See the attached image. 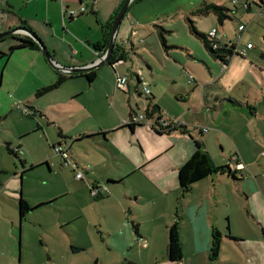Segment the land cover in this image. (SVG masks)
I'll return each mask as SVG.
<instances>
[{
    "label": "rangeland",
    "instance_id": "obj_1",
    "mask_svg": "<svg viewBox=\"0 0 264 264\" xmlns=\"http://www.w3.org/2000/svg\"><path fill=\"white\" fill-rule=\"evenodd\" d=\"M242 2L243 0L239 3L234 0L226 3L232 11L230 15L247 25L242 37L238 32L236 19L226 20L223 26L212 14L201 18L196 16L195 20L190 17V20L195 22L194 25L199 32L206 35L218 30L216 38H221L222 42L229 46L235 44L241 52L246 51L248 62L253 60L263 64L264 15L259 14L254 6L253 13L248 14ZM166 29L170 33L162 35L165 37L167 47L161 45L156 33L150 34L151 32L146 30L140 36L131 38L134 48L130 60L118 65L116 70L107 66L114 80L115 90L112 97L107 99L108 103H102V115H96L97 104L87 103L89 94L74 98L81 94L78 91L75 95L57 96L60 90L38 99L36 105L44 111L46 118L26 115L24 107L22 108L25 98L33 96L35 92L48 85L49 66L53 71L55 69L49 63L43 62V54L40 53L37 55L43 65L40 61L37 66L34 61L25 59L26 55L32 53H18L9 61L0 59V114L4 115L0 120V170L8 173L9 179L12 180L11 187L4 193V199L0 197V203L6 202L0 214L8 223L4 230H0V241L3 243L0 264H171L162 248L163 244L166 246L169 241L167 224L176 219V209L179 206L176 192L150 184L144 178L149 173L147 170L128 178L126 190L123 187L109 192L101 181L102 177L111 175L116 178L115 182H119V176L126 173L118 166L126 165L123 168L127 169L130 167L128 160L118 154L116 157V160H120L118 163L114 160L112 147L108 149L91 141H83L70 148L72 142L58 136L60 129L65 136L74 135L82 130L87 133L88 128L104 129L111 121L123 124L130 114L136 113L138 116L143 114L147 101L145 96L138 97L135 90L136 77L132 74L133 71L129 72L136 71L135 65L141 66L143 71L141 78L146 80L143 86L152 87L156 104L164 110L166 117L179 124L187 123L189 126L194 124L197 128H193L192 135L195 137L198 136V128L206 127L207 119L211 122L215 115L209 109L201 108L203 91L226 98L230 96L242 102H246L251 92L254 100L250 101L256 105L260 103L264 107V79L260 74H256L254 66L247 61L242 62L255 74L260 85L248 74H245L242 80L248 81L251 87L241 80L227 83L232 77H222L223 68L220 60L215 59L205 48L204 43L191 33L189 19L169 24ZM142 38L148 40L151 51L144 43L142 44ZM6 39L12 38H5L0 43L7 41ZM249 43L254 47L253 50H247ZM3 48L6 51L8 46L4 45ZM156 54L160 55L161 61L157 59ZM163 56H169L170 65L163 60ZM149 58L155 63L153 72L147 69L144 62ZM123 77H127L129 82V91L127 87L125 93L117 87L118 80ZM166 78H172L175 82ZM74 83L76 82H70L63 87L66 89L68 85ZM86 85L88 87L86 93L92 90L97 94L94 87L87 83ZM179 99H189L188 107ZM214 104L211 103L209 107L213 108ZM27 107L33 112L29 109L30 106ZM194 108L198 111L194 112ZM246 111L249 115V111ZM38 124L41 130L36 132ZM27 125L32 128L28 133H16L19 126L24 130ZM246 127L248 129V126ZM259 127L262 130L259 137L253 138L256 146L254 162L261 172L264 185V124H260ZM243 135L237 137L241 142L240 148L249 151L250 143L246 140L252 136L247 135V138L245 133ZM49 136L55 138V146L61 143L62 153L68 151L66 158L63 159L58 152L52 150ZM144 137L146 138L145 135ZM10 138L13 145H21L20 158L8 153L7 144L10 141L7 140ZM203 140L204 151L215 159L216 167H220L218 165L221 161H224L225 165L232 163L221 154L220 144L212 135L204 132ZM126 143L127 134L126 131H122L111 139L109 146L118 144L121 150L129 155L130 150ZM172 144L174 148L166 157L181 159L184 156V146L189 147V144L183 136L178 135L172 137ZM128 145L135 149L129 143ZM138 150L140 151L139 148ZM227 153L228 146L225 150V154ZM247 155L251 156V153L247 152ZM45 159L47 162L41 163V160ZM164 163L161 162L155 167L159 168ZM202 183L197 187H203ZM136 190L143 193L135 197L137 193L133 192L132 199H128L126 192ZM194 193L199 196L198 191ZM20 197L32 208L21 220ZM9 214H14L13 220H9ZM134 226L138 227L140 235L144 236L142 241L140 235L136 234L138 230L136 231ZM118 229L122 239L125 237L133 239L130 247L122 253L110 248V240H114L112 232ZM258 229L257 234L264 243L262 228ZM245 231L246 234L250 232L247 228ZM2 235L4 239H1ZM77 247L83 250H73ZM227 256L229 255H225ZM193 264L205 263L197 259Z\"/></svg>",
    "mask_w": 264,
    "mask_h": 264
},
{
    "label": "crops",
    "instance_id": "obj_2",
    "mask_svg": "<svg viewBox=\"0 0 264 264\" xmlns=\"http://www.w3.org/2000/svg\"><path fill=\"white\" fill-rule=\"evenodd\" d=\"M125 1L126 0H0V34L16 29L17 27H27L44 41L45 45L58 63L68 67L85 66L92 61L97 60L98 56H101L104 53L102 48L97 50L94 46L100 43L103 45V49L107 48L104 47V45L107 43V40L110 39L111 32L109 30V25L111 24L112 19L116 17L115 13L119 11ZM231 1L234 0H134L119 29L117 48H126V51L128 52L130 48L128 43H132L131 38L138 35L140 36V34L146 30L151 32L150 34L156 33L160 39L161 33H170L166 29L169 24L173 25L177 22H182L185 18L190 19V17L195 20L196 16H193L191 13L203 3H214L219 6H225L229 9L230 6L226 3ZM236 1L239 3L241 0ZM248 1L252 3L254 9H256L259 14L264 15V9L258 8L256 5L257 3L259 4V0H243L242 3L244 7ZM259 5L262 6L261 4ZM81 6L86 7L87 11L76 18H70L68 11L77 10ZM253 6L249 8L250 12H247L248 14L253 13ZM245 10L247 11L248 9ZM199 17L201 18L203 16ZM231 17L233 19V16ZM215 18L217 20L216 16ZM224 23L220 25L223 26ZM240 23L244 24L242 20H240ZM245 26V31L241 33V37L247 30V25L245 24ZM237 28H239L238 25ZM14 35L26 36L21 32ZM217 39L221 43L226 44V42H222L221 38ZM6 40L7 41L0 43V59H8L9 61L18 53H32V55H26L25 59L34 61L35 66L39 65L41 60L37 53H40L41 55L43 54L40 49L26 47L15 50L10 53L8 57H2L1 53H8L12 46L18 44L14 39ZM141 42L142 44L144 43L150 51L152 50L146 38ZM4 45L8 46L6 51L3 48ZM131 48L133 50L134 44H132ZM249 49L253 50L254 47L252 46V48ZM156 55L157 59L161 61L160 55ZM42 57L43 62L48 64L44 54ZM262 57L264 58V55ZM130 59L131 55L130 58H127V61ZM169 59V56H163V60L168 65L171 64V60ZM247 59L248 55L245 58L233 57L227 66L220 61L223 68L221 73L222 77H232L227 83L235 81L239 82L241 80L250 86L248 81L242 80L244 75L248 74L260 85L255 74L248 69L245 64H242V62H248ZM174 61L177 62L176 59H174ZM144 62L147 65V69L152 71L155 63L150 58ZM248 63L254 66L257 71L256 74H260L261 78L264 79V60L263 64H259L253 60ZM41 65H43L42 61ZM107 66L108 65H103L96 69L95 78L92 81L87 78V73L91 71L67 74L57 70L53 71L49 66V84L45 85L44 88L53 85L59 74L67 76L68 79L59 88L45 93L43 96L57 90L61 91L57 96H62L63 94L75 95V93L80 91L81 94L74 98L89 94L87 103L94 102L97 104L98 111L96 115H102V103L107 104V99L112 97L115 90L114 80L111 77V72H108ZM135 67L136 71L129 70V72L133 71L132 74L136 77L135 90L138 97L141 98L143 96L141 93V87H143V83L146 80L141 78L143 75V71L140 68L141 66L135 65ZM139 79L141 81L140 83ZM166 79L168 80L169 78ZM169 80L173 83L175 82L172 78ZM70 82L76 83L68 85L66 89H64L63 86ZM86 83L90 87H94L97 94H94L92 90L86 93V89L88 88ZM127 86L129 91L128 80ZM147 87L150 88L154 99L153 102L156 104V96L152 87H150V85ZM37 92H35L33 96L29 95L25 98L22 103V108L30 106L31 108L29 107V109L35 113V116L33 117L39 115L40 118H46L44 111L36 105L38 99L43 97L37 96ZM123 92L125 93V91ZM246 99V102H242L231 98L230 96L226 98L217 94L204 93L203 91L201 96L203 107L201 108H207L210 112L215 113V115L213 121L210 122V120L207 119L206 127L198 128L197 137L192 135V131H194L193 128L197 127L194 126V124L189 126L187 123H180V125H183V128L178 129L169 135H158L151 131L146 125L137 126L131 129L125 125L129 122L133 114H130L123 124H115V122L111 121L109 126L104 129L88 128L87 133L82 130V132H77L74 135L70 134V136H65L60 129L59 134L61 133L62 136H59V134L58 136L62 139L70 140L72 142L70 148L80 142L91 141L102 147H107L108 149L112 147L114 153L112 150L111 152L114 154V160H116L118 154L124 156L128 160L130 167L127 169L123 168L126 165L118 166L123 173H126L119 176V182H115L114 179L116 178L111 175L102 177L101 181L104 185L107 184V181H111L106 187L109 192H113V190L123 187L126 190V188H128L126 180L146 170L149 173L144 178L147 179L150 184H153L160 189H169L174 193L176 192L177 202L179 203V206L176 209V219L167 224V231L174 223H178L179 227L183 259L176 264H186L187 262L193 264L197 259L202 260L205 264H264V243L261 237L257 234L259 231L258 228H262L264 233V185L261 180V172L258 170L256 163L254 162L256 146L253 141V138H258L262 131L259 126L262 123L264 124V107L260 103L256 105L250 101L254 100V96L251 92ZM146 101L144 111L148 106L147 98ZM179 101L186 104L187 107L190 103L189 99H179ZM211 103H215L213 108L209 107ZM159 108L163 117L167 121L174 122L166 117L164 110L160 106ZM193 110L194 112L198 111L197 108H194ZM246 110L249 111V115ZM136 115L137 114L135 113L133 116ZM104 116L106 115L104 114ZM3 118L4 115L0 114V120ZM246 126H248V129ZM37 127V130H35L36 132L41 130L40 124H38ZM31 129L30 125H27L24 130L19 126L16 129V133H28ZM246 129L248 132H246ZM122 131H126L128 143L132 147H135V149H133L128 143H126L130 150L129 155L121 150L122 148L118 144L109 146L111 139ZM182 132L186 133L182 134ZM204 132H208L209 135H212V137L217 140L220 144L221 154L232 162L231 164L225 165V162L221 161L218 165L220 167L229 166L232 175L219 173L213 174L196 182L191 191L182 196L178 178V169L189 159V155L192 156L195 152V140L201 141L205 146L203 140ZM243 133L246 134V137L247 135L252 136V138L247 137L248 139L246 140L250 143L249 151L240 148L241 142L237 137H243ZM100 134H104V136H100ZM175 135L183 136L190 147L189 148L188 145L184 146V156L181 159H171L170 156L166 157L170 150L174 148L172 137ZM48 140L51 143L50 145L53 150L56 140L51 136H49ZM7 141H10L9 143L14 149H20L19 153H21V145H13L11 138ZM227 146L228 153L225 154ZM247 152H250L251 156H248ZM212 159L214 164L217 165L215 159L213 157ZM116 161L120 163V160ZM44 162H47V159L41 160V163ZM161 162H165L164 165L159 168L155 167ZM33 164L34 163H31V165ZM150 167H155V169L148 170ZM3 174L8 173L0 170V197L4 199V193L7 192L9 187H11L10 183L12 180L9 179V174L7 176ZM125 175L128 176L124 177ZM200 183L204 184L203 187H197ZM194 191H198L199 196L196 195ZM133 192L137 193L135 197L143 193L141 190L129 193L126 192L128 199H132L131 193ZM1 204L2 203H0V205ZM5 205L6 202L1 205L2 209L0 208V211L4 209ZM9 215V220H13L14 214ZM6 224L8 223L0 214V230L5 228L7 226ZM246 228L250 231L248 234H246ZM137 230L138 232H136V234L140 235L138 227ZM215 230H217L222 236L221 253L218 260H212L210 256L212 236ZM119 234V229L112 232L114 240H110V248L116 252L122 253L130 247L129 245L133 242V239L130 237L122 239ZM139 237L140 241L144 238V236L141 235ZM1 239H4L3 235L1 236ZM0 243L2 242L0 241ZM2 248L3 243L0 244V251H2ZM167 250L168 245L164 246L163 244L162 252H166V258H168ZM225 255L229 256L225 257ZM170 263L175 264V262L171 261Z\"/></svg>",
    "mask_w": 264,
    "mask_h": 264
},
{
    "label": "trees",
    "instance_id": "obj_3",
    "mask_svg": "<svg viewBox=\"0 0 264 264\" xmlns=\"http://www.w3.org/2000/svg\"><path fill=\"white\" fill-rule=\"evenodd\" d=\"M259 4H261L262 6H260ZM259 4L258 3L256 4L258 8L264 9V0H259ZM251 6H253L252 3H250L249 1L246 2L245 8L248 9L247 12H250L249 8ZM118 12L119 11H117L115 15H117ZM230 12L232 11L229 10L225 6H222V5L219 6L214 3H203L199 7L194 9L191 14L193 16H207L209 14H214L217 17L219 24H223L226 20L232 19ZM114 19L115 18L112 19L111 24L109 25L110 32L113 26ZM233 19H236L238 27L244 26L246 28L245 23L241 24L239 18L233 17ZM189 30L191 31V33H193L197 38H199L204 43L205 48L210 52V54L215 59L220 60L225 66L229 64L231 58L233 57H240V58L246 57V51L241 52L235 44L232 46H229L228 44L221 43L216 37H211L210 35H206L204 33L199 32L196 29L194 22L190 19H189ZM162 34L163 33L160 34L161 43L164 47H167L165 37ZM10 38L17 41L18 44L15 46H12L8 53H1L2 57H8L9 54L14 52L15 50L26 48V47H29L32 49H39L38 45L28 36L11 35ZM109 40H107V43L104 45V47H108ZM214 45H217V47L213 48ZM94 47L97 50H100L101 48L103 49V45H101L100 43H98ZM117 49L118 48L116 46L115 50ZM114 54H116V52H114ZM112 60H113V57L109 61V64H111L110 62ZM95 73H96L95 70L87 73V78L90 81H92L95 78ZM67 79H68L67 76L63 74H59L56 82L49 87L39 90L37 92V96L39 97L43 96L45 93L51 92L52 90L59 88ZM140 82L141 81L139 79V83ZM146 98L148 100V106L143 113L145 115V121L143 123H134L132 121L134 116L132 115L129 122L125 125L126 127L133 129L134 127H137V126L146 125L151 129V131H153L154 133L158 135H163V134L169 135L177 131L178 129L183 128V125H180L179 123H176V122H170V121H168L170 123L168 126L163 127V121L166 119L163 117L159 106H157L153 102L154 99H153L151 90H150V94L146 96ZM185 133L186 132H182V134H185ZM59 136H62L61 133L59 134ZM100 136H104V134H100ZM195 145H196V150L193 153V155L189 158V160L185 164H183L178 169V178H179V184H180L182 196L190 192L193 185L196 182H199L213 174L219 173V174L232 175V171L229 166H222V167L215 166L213 159H211L212 157H210V155L204 151V144L201 141L195 140ZM59 146H61V143H59L57 146H54L53 150H55ZM19 150L20 149H14L10 143L7 144L8 153L16 158H20ZM21 163L24 167V164L22 161ZM109 183H111V181H107V184ZM107 184L105 185L106 187H107ZM31 210L32 208L30 204L25 199L20 197L19 199L20 220L24 219L26 214L30 212ZM134 229L137 231L136 226H134ZM168 234H169L168 235L169 241H168L167 256L171 262L179 263L183 259V251H182V243L179 237L178 223H174L168 228ZM221 246H222V236L217 230H215L212 236V248H211V253H210L212 260L219 259V256L221 253ZM73 250L82 251L83 249L77 247V248H73Z\"/></svg>",
    "mask_w": 264,
    "mask_h": 264
},
{
    "label": "water",
    "instance_id": "obj_4",
    "mask_svg": "<svg viewBox=\"0 0 264 264\" xmlns=\"http://www.w3.org/2000/svg\"><path fill=\"white\" fill-rule=\"evenodd\" d=\"M134 0H126L119 12L117 13L113 26L111 29L110 34V40L108 47L106 49H102L104 53L101 56H98L97 60L92 61L90 64H87L85 66H78V67H68L63 66L60 63H58L55 58L53 57V54L49 51L47 46L45 45L44 41L33 31L28 29L27 27H17L16 29H13L11 31L5 32L0 34V40L10 37L11 35H14L16 33H22L28 37H30L39 47V49L44 54L45 58L47 59L48 63L57 71L67 73V74H75V73H83V72H89L92 70H96L100 68L103 65L110 66L113 70H116V67L125 61H127V58H130L131 51H132V43L129 44V50L126 51V48H118L115 50V47L117 46V37L118 32L121 27V24L123 20L125 19L130 5L133 3ZM115 50V51H114ZM116 52V54H114ZM114 55V56H113ZM129 55V56H128ZM113 57V60L110 62L111 58Z\"/></svg>",
    "mask_w": 264,
    "mask_h": 264
},
{
    "label": "built area",
    "instance_id": "obj_5",
    "mask_svg": "<svg viewBox=\"0 0 264 264\" xmlns=\"http://www.w3.org/2000/svg\"><path fill=\"white\" fill-rule=\"evenodd\" d=\"M87 11V8L86 7H84V6H81L79 9H77V10H70V11H68V14L70 15V18H76V17H78L79 15H81V14H84L85 12ZM245 31V27L244 26H240L239 28H238V32L241 34V33H243ZM216 33H217V31L216 30H214V32L212 33V34H210V36L211 37H216L215 35H216ZM240 41L241 40H239V43H240ZM217 47V45H214L213 46V48H216ZM248 49L249 48H252V45L251 44H249L248 46ZM127 77H123V78H120L119 80H118V83H117V87H118V89L119 90H122V91H126L127 90ZM141 93H142V95L143 96H148L149 94H150V88L149 87H147V86H143V89L141 90ZM24 111H25V114L26 115H30V114H32V115H34V112H30L29 110H28V108L27 107H25L24 108ZM132 121L134 122V123H143L144 121H145V115L144 114H141V115H136V116H134L133 117V119H132ZM170 123L167 121V120H164L163 121V127H165V126H168ZM204 131H206V130H204ZM55 151L56 152H58V154L59 155H61L62 157H63V159L64 158H66L67 156H68V152H65V153H62L61 152V146H59V147H57L56 149H55Z\"/></svg>",
    "mask_w": 264,
    "mask_h": 264
}]
</instances>
